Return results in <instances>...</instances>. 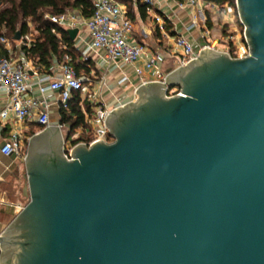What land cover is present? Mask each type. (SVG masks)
Masks as SVG:
<instances>
[{"label": "water", "instance_id": "obj_1", "mask_svg": "<svg viewBox=\"0 0 264 264\" xmlns=\"http://www.w3.org/2000/svg\"><path fill=\"white\" fill-rule=\"evenodd\" d=\"M236 5L246 57L204 49L143 84L111 143L68 158L59 125L29 139L0 264H264V0Z\"/></svg>", "mask_w": 264, "mask_h": 264}, {"label": "built area", "instance_id": "obj_2", "mask_svg": "<svg viewBox=\"0 0 264 264\" xmlns=\"http://www.w3.org/2000/svg\"><path fill=\"white\" fill-rule=\"evenodd\" d=\"M96 4L95 13L89 19L84 18L78 11H69L59 16H47L52 23L66 29L86 30L90 37L91 48L105 53L108 61H118L127 66H133L136 74L142 80L151 74L155 81L164 82L166 74L163 70L161 60L150 52L145 46L134 44L129 41V37L134 29V24L126 10L120 5L118 0H93ZM191 9L200 6L203 0H183ZM141 3L152 8L156 0H140ZM207 8L213 12L220 13L224 17L231 19L230 22L237 20L238 10L235 0V6L226 3L225 5L208 2ZM162 21L156 17L159 24ZM203 21H206L204 17ZM200 16L195 15L193 26L199 25ZM162 28V27H161ZM244 28V27H243ZM244 34V30H243ZM210 32L205 33L209 37ZM241 34L236 31V35L227 38L225 43L221 41H212L204 49H212L229 53L234 58H243L249 55L248 45L245 40H241ZM23 47L30 49L34 42L32 35H26L22 38ZM233 44V50L229 43ZM0 43L6 49L12 46L11 41L6 37L0 38ZM224 48L220 49V45ZM176 46L183 51L182 66L198 58L200 53L195 52L193 42L184 36L176 38ZM234 54V56H233ZM24 59L15 60L6 57L0 59V90L6 91L9 95V102L0 110V120L6 121L13 117L19 122L36 120L38 125L44 130L51 126L49 103L45 100H39L29 97L31 90L30 79L31 72L37 74L38 71L31 68L32 61L28 58V53L22 48ZM84 60H89L84 57ZM126 78L122 80L125 82ZM121 82V83H122ZM149 82H143V84ZM87 79L81 78L76 69L70 64L69 60L60 64L57 72L50 73L43 77L39 83L41 95H46L49 91L58 92L62 106L67 108L69 101L73 98L75 92L81 94L89 86ZM171 91V90H170ZM169 91V96L179 94L178 89ZM91 104V113L85 112L86 128L82 131H72L68 125L60 124L65 139V151L70 158L72 149L78 144L93 145L99 141L111 143L113 138L107 126V119L112 110H109L103 103H100L96 94H91L88 98ZM23 136L19 131H13L7 141L1 148V153L5 156H16L24 158Z\"/></svg>", "mask_w": 264, "mask_h": 264}, {"label": "crops", "instance_id": "obj_3", "mask_svg": "<svg viewBox=\"0 0 264 264\" xmlns=\"http://www.w3.org/2000/svg\"><path fill=\"white\" fill-rule=\"evenodd\" d=\"M118 2L126 10L134 24L129 41L145 46L158 57L165 74L182 66L183 51L176 46L177 37H186L193 42L195 52L201 53L203 48L213 40L225 43L227 37L224 38L223 32L226 28L229 32H234L235 35L238 31L237 20L232 23L230 18L224 17L216 11L213 12L207 8L208 2L205 0L196 9L188 7L183 0H156L152 8L144 5L140 0H118ZM208 11L212 12L213 27L211 29L207 26ZM195 15H199L202 22L193 26ZM156 17L162 19L159 24L156 22ZM204 17L206 21H203ZM207 31L210 32L208 38L205 37ZM74 43L75 49L82 59L87 57L91 65V71L88 74L80 73V77L87 79L90 84L82 93V100L88 101L91 94H96L100 103H103L109 110H114L137 101V91L143 82L155 81L151 74L142 80L136 74L133 66L106 60L103 51L91 48L90 37L86 30H80ZM222 43L220 46H224ZM22 47V39L12 44L8 48L9 56L15 60L24 59ZM30 60L32 61L30 69H35L38 73L34 74L30 70L29 97L47 101L51 125H60L62 103L59 93L49 91L46 95H41L39 91L41 79L50 73L57 72L60 64L55 60L51 71L48 72L45 68L39 67L35 61ZM124 78L126 81L122 82ZM8 102L9 95L6 91L0 90V110L6 107ZM13 131L21 132L26 156L29 139L42 130L36 120L19 122L13 117L6 121L0 120V235L29 202L25 195L27 186L25 156L22 159L16 156H5L1 153L3 144ZM77 131H82V127Z\"/></svg>", "mask_w": 264, "mask_h": 264}, {"label": "trees", "instance_id": "obj_4", "mask_svg": "<svg viewBox=\"0 0 264 264\" xmlns=\"http://www.w3.org/2000/svg\"><path fill=\"white\" fill-rule=\"evenodd\" d=\"M205 1L220 5L229 3L235 6V0ZM95 9L96 4L93 0H0V38L6 36L14 44L17 42L15 37L18 32L21 33L22 38L32 35L34 42L31 48H22L28 53V58L35 61L39 67L50 72L55 60L59 64L69 60L79 76L81 72L88 74L91 71L90 60L82 59L75 49L74 41L70 38L69 30L52 23L47 16H59L69 11H78L84 18L89 19L95 13ZM237 21L242 27L238 17ZM207 26L209 29L213 27L210 11L207 16ZM34 32L37 33L36 36ZM223 34L224 38L235 36V33L229 32L227 28ZM229 44L233 50V44L231 42ZM9 55L8 49L0 43V59L9 57ZM173 91L174 89L170 92ZM91 108L87 100H82V94L75 92L68 107L62 106L61 108V124L68 125L72 131L81 127L86 128L85 112L91 113Z\"/></svg>", "mask_w": 264, "mask_h": 264}, {"label": "rangeland", "instance_id": "obj_5", "mask_svg": "<svg viewBox=\"0 0 264 264\" xmlns=\"http://www.w3.org/2000/svg\"><path fill=\"white\" fill-rule=\"evenodd\" d=\"M237 29H238V32L241 34V37H242L241 40L243 41V40H244V34H243V30H244V28H243V25H242V27L239 25ZM33 34H34V36L37 35L36 32H34ZM32 37H33V36H32ZM33 40H34V39H33ZM219 48H220V49H223L224 46H220Z\"/></svg>", "mask_w": 264, "mask_h": 264}]
</instances>
